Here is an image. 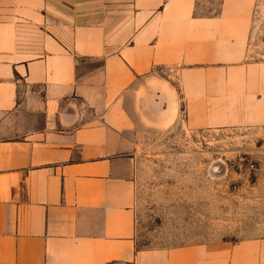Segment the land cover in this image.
Instances as JSON below:
<instances>
[{"label": "crops", "instance_id": "1", "mask_svg": "<svg viewBox=\"0 0 264 264\" xmlns=\"http://www.w3.org/2000/svg\"><path fill=\"white\" fill-rule=\"evenodd\" d=\"M256 0H0V264H264V240L138 247V137L264 127Z\"/></svg>", "mask_w": 264, "mask_h": 264}, {"label": "rangeland", "instance_id": "2", "mask_svg": "<svg viewBox=\"0 0 264 264\" xmlns=\"http://www.w3.org/2000/svg\"><path fill=\"white\" fill-rule=\"evenodd\" d=\"M250 58L264 61V0ZM138 247L264 240V127L194 131L178 122L138 137Z\"/></svg>", "mask_w": 264, "mask_h": 264}]
</instances>
